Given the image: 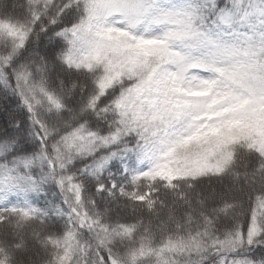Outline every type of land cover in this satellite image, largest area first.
<instances>
[{
    "label": "snow or ice",
    "instance_id": "6c2138e0",
    "mask_svg": "<svg viewBox=\"0 0 264 264\" xmlns=\"http://www.w3.org/2000/svg\"><path fill=\"white\" fill-rule=\"evenodd\" d=\"M264 264V0H0V264Z\"/></svg>",
    "mask_w": 264,
    "mask_h": 264
},
{
    "label": "trees",
    "instance_id": "16d2710c",
    "mask_svg": "<svg viewBox=\"0 0 264 264\" xmlns=\"http://www.w3.org/2000/svg\"><path fill=\"white\" fill-rule=\"evenodd\" d=\"M23 259H24V264H28L26 257H24Z\"/></svg>",
    "mask_w": 264,
    "mask_h": 264
},
{
    "label": "rangeland",
    "instance_id": "374dc122",
    "mask_svg": "<svg viewBox=\"0 0 264 264\" xmlns=\"http://www.w3.org/2000/svg\"><path fill=\"white\" fill-rule=\"evenodd\" d=\"M27 259V258H26Z\"/></svg>",
    "mask_w": 264,
    "mask_h": 264
}]
</instances>
